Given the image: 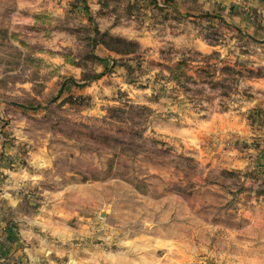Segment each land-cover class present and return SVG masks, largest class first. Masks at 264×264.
Returning a JSON list of instances; mask_svg holds the SVG:
<instances>
[{
	"label": "rangeland",
	"instance_id": "1",
	"mask_svg": "<svg viewBox=\"0 0 264 264\" xmlns=\"http://www.w3.org/2000/svg\"><path fill=\"white\" fill-rule=\"evenodd\" d=\"M10 191L34 264H264V0H0Z\"/></svg>",
	"mask_w": 264,
	"mask_h": 264
},
{
	"label": "crops",
	"instance_id": "2",
	"mask_svg": "<svg viewBox=\"0 0 264 264\" xmlns=\"http://www.w3.org/2000/svg\"><path fill=\"white\" fill-rule=\"evenodd\" d=\"M230 3L235 0H224ZM10 191L6 192L4 202L0 201V264H34L38 263L43 256H49L51 253L44 246H37L35 253L33 246L22 247V238L26 239L29 230H25L24 235L22 230L16 228L18 217L16 212L17 199ZM22 236V237H21ZM26 236V237H25Z\"/></svg>",
	"mask_w": 264,
	"mask_h": 264
}]
</instances>
